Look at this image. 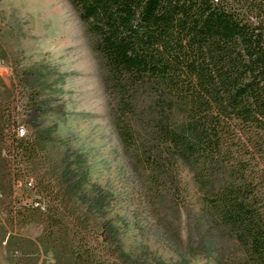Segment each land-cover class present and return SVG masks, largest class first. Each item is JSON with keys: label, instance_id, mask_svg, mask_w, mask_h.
Returning a JSON list of instances; mask_svg holds the SVG:
<instances>
[{"label": "trees", "instance_id": "trees-1", "mask_svg": "<svg viewBox=\"0 0 264 264\" xmlns=\"http://www.w3.org/2000/svg\"><path fill=\"white\" fill-rule=\"evenodd\" d=\"M70 1L152 194L161 185L186 198L190 184V233L229 264H264V0ZM17 143L21 159L34 157L27 134ZM51 223L75 264H117L86 243L75 217Z\"/></svg>", "mask_w": 264, "mask_h": 264}, {"label": "rangeland", "instance_id": "rangeland-1", "mask_svg": "<svg viewBox=\"0 0 264 264\" xmlns=\"http://www.w3.org/2000/svg\"><path fill=\"white\" fill-rule=\"evenodd\" d=\"M0 61V264H75L50 239L63 217L117 264H229L190 233V184L186 198L152 194L70 0H0ZM18 126L36 145L30 160L17 155Z\"/></svg>", "mask_w": 264, "mask_h": 264}, {"label": "built area", "instance_id": "built-area-1", "mask_svg": "<svg viewBox=\"0 0 264 264\" xmlns=\"http://www.w3.org/2000/svg\"><path fill=\"white\" fill-rule=\"evenodd\" d=\"M1 65H2V61H0V66H1ZM16 130H17V135H18L19 137H23V136L26 135L27 130H26L25 127H23V126H18V127L16 128Z\"/></svg>", "mask_w": 264, "mask_h": 264}]
</instances>
